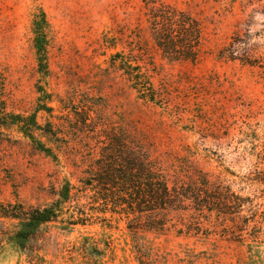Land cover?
Masks as SVG:
<instances>
[{
	"label": "rangeland",
	"instance_id": "rangeland-1",
	"mask_svg": "<svg viewBox=\"0 0 264 264\" xmlns=\"http://www.w3.org/2000/svg\"><path fill=\"white\" fill-rule=\"evenodd\" d=\"M41 10L42 58L33 28ZM182 20L199 35L186 46L178 42ZM234 42L252 64L222 56ZM160 43L171 44L168 54ZM0 100L39 124L32 134L16 125L0 131L5 204L57 203L66 180L76 183L108 135L125 130L155 156L191 147L204 170L236 180L237 190L239 177L264 173V0H0ZM254 189L264 217V184ZM88 196L73 189L59 217L25 238L15 236L20 219L0 216V264H264V218L253 229L258 241L215 227L134 233L126 218L97 213L68 223L93 213Z\"/></svg>",
	"mask_w": 264,
	"mask_h": 264
},
{
	"label": "trees",
	"instance_id": "trees-1",
	"mask_svg": "<svg viewBox=\"0 0 264 264\" xmlns=\"http://www.w3.org/2000/svg\"><path fill=\"white\" fill-rule=\"evenodd\" d=\"M47 25V15L41 10L33 24L40 58L46 53ZM198 36L197 26L191 21H181L178 42L186 46L192 44L191 38ZM160 46L164 54L171 50L169 43H160ZM239 53L234 42L224 48L222 56L252 64L247 53ZM141 80L142 77H136V84L140 86L139 91L147 96ZM23 118L21 114L8 113L0 100V131L16 125L25 134H32L39 126L37 120L32 118L34 123L30 124L24 122ZM85 126H94V122L91 125L85 122ZM108 137V147L100 151V157L90 158V169L83 171L85 175L77 176L76 183L66 180L59 204L26 208L22 203L0 202V216L20 219L22 223L23 228L15 235L17 238H25L38 225L58 218L63 211L62 202L69 199L73 189H76L86 196L92 193L88 197L93 198L97 205L92 214L84 213L83 217L67 221L70 224H85L97 213V217H103L108 222L116 217L126 218L127 228L134 233L153 231L162 234L176 229L179 234H183L193 230L199 232L204 227H215L230 239L244 241L248 234L252 241H258L259 233H253V229L264 217L260 215V207L255 204L253 196L257 191L255 185L264 184L262 171L257 169L256 172L239 177L242 184L236 190V180L229 181L221 174L204 170L200 166L203 158L189 146L183 154L175 152L163 157L155 156L143 138L134 137L127 130L119 137L115 133ZM35 141L36 145L42 146L43 151L55 154L53 146ZM243 190L251 193L243 195Z\"/></svg>",
	"mask_w": 264,
	"mask_h": 264
}]
</instances>
